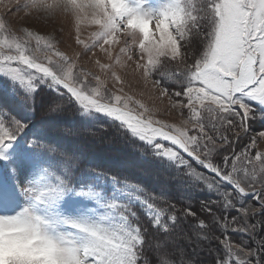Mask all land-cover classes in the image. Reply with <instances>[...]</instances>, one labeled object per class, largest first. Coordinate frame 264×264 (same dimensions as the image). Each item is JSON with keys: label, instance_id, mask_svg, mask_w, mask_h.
<instances>
[{"label": "snow or ice", "instance_id": "1", "mask_svg": "<svg viewBox=\"0 0 264 264\" xmlns=\"http://www.w3.org/2000/svg\"><path fill=\"white\" fill-rule=\"evenodd\" d=\"M0 9V264H264V0ZM101 117L179 198L69 145Z\"/></svg>", "mask_w": 264, "mask_h": 264}, {"label": "trees", "instance_id": "2", "mask_svg": "<svg viewBox=\"0 0 264 264\" xmlns=\"http://www.w3.org/2000/svg\"><path fill=\"white\" fill-rule=\"evenodd\" d=\"M80 118L73 114L69 118H62V124H77ZM98 123L94 128L95 131L98 130ZM106 125H104L105 127ZM101 128L100 134H108V137L101 138V135L89 136L84 139V141L78 145V140L68 141L71 147L77 148L85 152L90 159L101 168L109 170L111 172H119L122 175H126L133 180H138L142 182L148 189L155 190L159 192L163 187H170L172 194L179 198L180 193L173 188L174 185H170L168 180L165 178L164 173L160 171L157 166V161L150 159L149 157H142L135 150V142L126 139L124 133H120L116 128H111L110 130H105ZM112 137L116 142L111 141L109 138ZM120 137L122 141L119 142ZM108 144H117L118 148L110 146L111 156H103L100 151H106L108 149ZM78 145V146H77Z\"/></svg>", "mask_w": 264, "mask_h": 264}, {"label": "rangeland", "instance_id": "3", "mask_svg": "<svg viewBox=\"0 0 264 264\" xmlns=\"http://www.w3.org/2000/svg\"><path fill=\"white\" fill-rule=\"evenodd\" d=\"M0 11H2V9H0ZM24 15H25L24 12L23 11H20V12H16V13H13V14L7 16L6 19L9 21V23L13 27H15V26L19 25L21 22H23V23H27V24L33 26L34 28H39L41 30V32H51L54 28L57 29V30L63 28L65 34H67L68 31L71 28V22H70V20L65 19V18H59V19H57L55 21H52V22L48 23L47 25H45V23H43V22H37L34 19L35 14H33V18H29L27 20H23L22 21L21 18L24 17ZM61 47L63 48L64 45H61ZM127 79L130 82V86H126L127 90H129L130 92L137 91L138 90L137 89V86H136L135 82L132 80V78L129 76ZM143 99L145 100L146 103H149V105L155 104L156 106H158L161 109H163L166 106V104H167V101L166 100H164V101H160V100H149L148 99V94H146L143 97ZM71 114L72 113L67 114L66 116H64V118H69ZM166 118L176 119L177 117L175 116L174 113H171ZM96 121H97L96 124L98 123V126L97 127H99L101 124L107 122L108 120L105 119V118H103V117H101L100 119H98ZM90 122L88 123V126L90 125ZM81 123H83V122L81 121V119H79L77 121V124L76 125H80ZM112 127L115 128V126L110 121H108L107 122V125L103 129L106 132L107 130H110ZM120 133H122V132H120ZM100 135H101V138L108 137V134H100ZM124 137H126V139H128L129 141H131L126 135ZM109 139L111 141H113V142H116V140L114 138H112V137H110ZM120 140L121 141L123 140L122 137H120L119 142H121ZM110 146H113L114 148H110ZM116 147L118 148V145L117 144H108V149L106 151H100V152H97V153H100V154L107 153L108 156H111L112 153L109 152L110 149H115ZM261 147L264 148V144H262ZM149 158L152 159L151 157H149ZM157 166L160 169V171L163 173V167H162V165L158 161H157ZM168 183L170 185H174V184H171L170 181H168ZM173 188L176 190L175 185L173 186Z\"/></svg>", "mask_w": 264, "mask_h": 264}]
</instances>
